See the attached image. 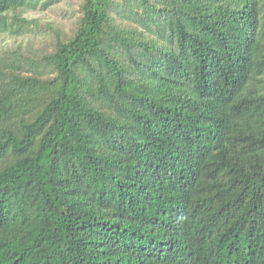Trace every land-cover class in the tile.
Here are the masks:
<instances>
[{
    "label": "trees",
    "instance_id": "obj_1",
    "mask_svg": "<svg viewBox=\"0 0 264 264\" xmlns=\"http://www.w3.org/2000/svg\"><path fill=\"white\" fill-rule=\"evenodd\" d=\"M0 0V264H264V0Z\"/></svg>",
    "mask_w": 264,
    "mask_h": 264
},
{
    "label": "rangeland",
    "instance_id": "obj_2",
    "mask_svg": "<svg viewBox=\"0 0 264 264\" xmlns=\"http://www.w3.org/2000/svg\"><path fill=\"white\" fill-rule=\"evenodd\" d=\"M78 3L79 0H67V2L60 5V7L49 11L47 13L30 14L29 17L40 19L43 24H54L56 27L69 31L72 28L74 21L78 15ZM52 32L46 28H41V31L37 34H31L24 38H14L13 36H2L0 38V48L17 46L18 43L28 44L34 48L48 49L51 45Z\"/></svg>",
    "mask_w": 264,
    "mask_h": 264
}]
</instances>
